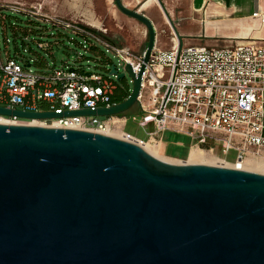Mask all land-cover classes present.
I'll return each mask as SVG.
<instances>
[{
  "label": "water",
  "instance_id": "95a60500",
  "mask_svg": "<svg viewBox=\"0 0 264 264\" xmlns=\"http://www.w3.org/2000/svg\"><path fill=\"white\" fill-rule=\"evenodd\" d=\"M115 4L148 32L138 76L129 64L111 66L117 81L133 80L126 101L63 114L0 107V115L111 117L136 104L158 33L145 14ZM0 264H264V174L176 165L94 132L0 124Z\"/></svg>",
  "mask_w": 264,
  "mask_h": 264
},
{
  "label": "built area",
  "instance_id": "2783aa9c",
  "mask_svg": "<svg viewBox=\"0 0 264 264\" xmlns=\"http://www.w3.org/2000/svg\"><path fill=\"white\" fill-rule=\"evenodd\" d=\"M0 12V21L5 19L4 12H11L42 25L70 31L87 40L88 50H98L97 45H101L125 65H131L136 76L144 65V52H134L115 43L106 31L84 20L48 11L43 1H0ZM253 17L264 24V15L256 12ZM172 42L175 45L165 50L159 47L157 39L142 76L137 103L143 116L139 125L145 129L152 124L155 126L146 140L127 133V119L120 115L40 120L0 115V124L82 130L104 135L120 131L123 140L141 147L156 142L160 134L172 131L189 137L193 148H206L215 155V146L219 145L225 155L230 151L237 154L236 161L232 162L237 167L247 166L246 161L251 160L260 163L264 171V40L221 48L180 47L173 34ZM36 45L40 50L51 52L58 43L37 41ZM27 64L31 68L32 60L22 64L8 55L4 59L0 49V107L63 114L122 103L112 101L118 81L110 74L111 68L101 75L68 63L36 71L27 68ZM223 161L228 162L224 158Z\"/></svg>",
  "mask_w": 264,
  "mask_h": 264
},
{
  "label": "rangeland",
  "instance_id": "374dc122",
  "mask_svg": "<svg viewBox=\"0 0 264 264\" xmlns=\"http://www.w3.org/2000/svg\"><path fill=\"white\" fill-rule=\"evenodd\" d=\"M161 1L169 11L173 20V24L175 23L177 27L176 22L187 15L188 0ZM6 15L9 17L7 20L8 29L6 32L2 29L0 23V49L4 59H6L5 43L7 38L9 44L8 51H10L12 56H14L19 51L23 55L27 56V58L32 60V66L30 68L31 70L36 71L46 69L45 66H43V62H46L51 69L55 67H61L64 63H68L72 67L74 66L77 69L82 68L85 69V71H91L94 74L104 75L106 74V70L110 69L112 65H115L120 72H125L126 65L122 62V60L113 52L107 50L101 45H97L98 50H88L89 44L87 40L81 36L71 33L70 31L53 28L49 25L38 24L34 20L24 15L14 14L11 12H6ZM154 15L156 16L154 25L158 33L159 47L169 50L173 46L171 38L174 34V30L158 2ZM127 20L128 23L123 25L115 21L109 22L107 27L110 29V35L115 41L110 37L108 38L121 46H126L132 49L134 52H145L148 45V35L147 37H144L143 35L142 30L144 25L139 21H133L132 19ZM11 25L16 26L18 31H15ZM186 25H189L187 20ZM27 29L35 30L36 33L28 35V39L23 42V39L25 38L23 31ZM177 30L179 31L180 29L177 28ZM190 31L192 30L186 29V32ZM34 39L49 43L57 42L58 45H55L51 52H46L37 48V45L33 42ZM24 48H26L25 52ZM35 60H40V64H36ZM113 79H116L115 76H113ZM118 83L119 86L124 90H127L128 88H130V91L133 90V80L130 78L129 74L126 75L124 80L118 81ZM120 116L127 119L125 131L137 138L146 140L150 132L154 130L152 125H149L146 129L139 125L143 113L141 112L138 103L134 104L128 111L124 112ZM108 135L122 139V135L119 131L110 132ZM185 140L186 141H181V139L175 140L174 135L168 133L163 137V144L160 151L158 150L159 148L155 149L149 146L146 147L151 150H157L160 159L176 165L197 164L226 168L227 166L225 165L229 164L231 166L228 168L244 170L243 168L237 167L234 163H232L237 159V154L234 151H230L225 155L221 146L216 145L215 155L212 154V156L208 153L206 148H201L206 152L193 148V144L189 137H186ZM157 141L160 142L161 139L158 138ZM217 155L222 157H219L222 159V161L224 158L228 162L219 161ZM248 169L257 168L249 166Z\"/></svg>",
  "mask_w": 264,
  "mask_h": 264
},
{
  "label": "crops",
  "instance_id": "0c3cea01",
  "mask_svg": "<svg viewBox=\"0 0 264 264\" xmlns=\"http://www.w3.org/2000/svg\"><path fill=\"white\" fill-rule=\"evenodd\" d=\"M0 1H20L26 3L43 1L48 11H53L66 18L84 20L96 28L106 31L108 37L111 39L113 38L110 35V29L107 27L109 22L115 21L123 25L128 23L127 19L137 21L123 14L117 8L115 0ZM159 1L161 0H122L127 8L142 12L153 23L156 18L154 15L155 9L157 2L160 4ZM256 12L264 15V0H188L187 15L176 22L177 27L174 23L176 30L177 28L180 29L179 31L177 30L178 35L181 36L179 45L180 47L188 45L226 47L250 40H264V24H261L258 18L253 17V14ZM186 20L189 22V25H186ZM143 27V35L147 37V29L145 26ZM186 29L192 31L186 32ZM172 44L173 46L175 45L174 42ZM152 126L155 130V126L153 124ZM168 133L173 134L175 140L181 139V141H186V136L166 131L158 136L161 139V146L163 144V137Z\"/></svg>",
  "mask_w": 264,
  "mask_h": 264
},
{
  "label": "trees",
  "instance_id": "16d2710c",
  "mask_svg": "<svg viewBox=\"0 0 264 264\" xmlns=\"http://www.w3.org/2000/svg\"><path fill=\"white\" fill-rule=\"evenodd\" d=\"M1 14V12H0ZM3 15H5V19H2L0 21L1 23V26H2V29L6 32L7 29H8V25H7V20H8V16L6 15V12L3 13ZM36 22V21H35ZM39 24V23H38ZM12 28H14L15 31H18V28L16 26H12ZM23 33L25 34V38L23 39V42H25V40L28 39V35L30 34H34L36 33L35 30H31V29H27V30H24ZM38 40H35L34 39V43L36 44ZM8 41H7V38H6V43H5V55L9 56L10 58H16L18 59L22 64H25V63H28L30 61L29 58H27V56L23 55L22 53H20L19 51L14 55L12 56L10 51H8ZM26 51V48H24V52ZM31 51L33 52V50L31 49ZM35 53V52H34ZM36 64H40V60H35ZM43 66H45V68L48 66V64L46 62H43ZM131 92L130 91V88H128L127 90H124L123 88H121L119 86V83H118V90L115 94V96L112 98V101H116V102H124L127 98H129V96L131 95Z\"/></svg>",
  "mask_w": 264,
  "mask_h": 264
},
{
  "label": "bare ground",
  "instance_id": "6f19581e",
  "mask_svg": "<svg viewBox=\"0 0 264 264\" xmlns=\"http://www.w3.org/2000/svg\"><path fill=\"white\" fill-rule=\"evenodd\" d=\"M119 126H117V129H118ZM120 132V131H119ZM121 134V133H120ZM122 135V134H121ZM122 139H123V136H122ZM146 146H149L151 148H155V149H158L160 151V146H161V142H158V141H153L151 143H147L145 146H143L142 148H144L148 153H150L151 155L155 156L156 158H159V155H158V151L153 149H149L148 147ZM193 149V148H192ZM191 149V150H192ZM197 149V148H195ZM197 150H201V151H204L203 149H197ZM206 152V151H204ZM209 154H211L210 152H208ZM212 155V154H211ZM213 156V155H212ZM219 161L223 162L222 159H220L219 157H217ZM160 159V158H159ZM162 160V159H160ZM164 161V160H163ZM166 162V161H165ZM169 163V162H168ZM246 163L248 164L247 166H242L241 168H243L245 171H248V170H254V171H258V172H255V173H264V171L262 170V165L260 163H254L253 161L251 160H247ZM227 166L226 168L230 167L231 165L227 164L225 165ZM249 166H252V167H256L257 169H248ZM254 171H250V172H254Z\"/></svg>",
  "mask_w": 264,
  "mask_h": 264
}]
</instances>
